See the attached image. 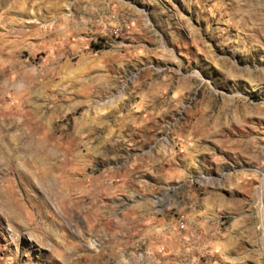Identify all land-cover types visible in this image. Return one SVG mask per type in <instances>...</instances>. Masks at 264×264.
I'll use <instances>...</instances> for the list:
<instances>
[{
  "label": "rangeland",
  "instance_id": "1",
  "mask_svg": "<svg viewBox=\"0 0 264 264\" xmlns=\"http://www.w3.org/2000/svg\"><path fill=\"white\" fill-rule=\"evenodd\" d=\"M0 264H264V0H0Z\"/></svg>",
  "mask_w": 264,
  "mask_h": 264
},
{
  "label": "bare ground",
  "instance_id": "2",
  "mask_svg": "<svg viewBox=\"0 0 264 264\" xmlns=\"http://www.w3.org/2000/svg\"><path fill=\"white\" fill-rule=\"evenodd\" d=\"M17 31V30H16Z\"/></svg>",
  "mask_w": 264,
  "mask_h": 264
},
{
  "label": "trees",
  "instance_id": "3",
  "mask_svg": "<svg viewBox=\"0 0 264 264\" xmlns=\"http://www.w3.org/2000/svg\"><path fill=\"white\" fill-rule=\"evenodd\" d=\"M99 47V46H98Z\"/></svg>",
  "mask_w": 264,
  "mask_h": 264
}]
</instances>
